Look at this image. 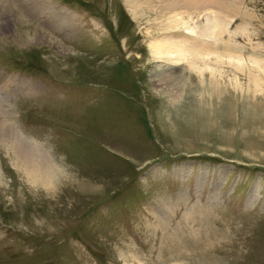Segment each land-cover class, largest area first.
Segmentation results:
<instances>
[{"label": "rangeland", "instance_id": "obj_1", "mask_svg": "<svg viewBox=\"0 0 264 264\" xmlns=\"http://www.w3.org/2000/svg\"><path fill=\"white\" fill-rule=\"evenodd\" d=\"M219 3L245 72L214 78L151 58L125 0H0V122L54 166L32 184L0 132V264H264V0Z\"/></svg>", "mask_w": 264, "mask_h": 264}, {"label": "bare ground", "instance_id": "obj_2", "mask_svg": "<svg viewBox=\"0 0 264 264\" xmlns=\"http://www.w3.org/2000/svg\"><path fill=\"white\" fill-rule=\"evenodd\" d=\"M125 3L127 4L126 7L129 9L128 11L130 15L135 19L136 22H138V24L141 22H143L141 24L147 23L145 27L146 30L143 34L145 38H147L146 41H148V38H150L148 48L151 53V58H155L156 60L167 59V61L170 63L168 66L169 71L176 69L177 66H180L182 62V65L186 64L190 71H196L199 73V75H202L204 71H207L210 73V76L215 78V76L220 74L219 64L222 63L223 59H226V62H228V60L229 62L230 60H234L236 62L239 73L241 72L242 74L245 72L241 70L244 69L245 66L240 55L235 54L234 56H239L236 59V57L232 56L233 54H229L233 48L230 49L229 47H224L223 49L226 53L224 54V58L221 57L222 49L220 51L218 48L217 36L221 28L225 26L227 20L224 17L218 16L216 12L211 9L212 7L209 8L212 5L214 8H219L222 5L219 3V0H125ZM142 3L145 4V7L141 6ZM37 4L41 3L36 2V5ZM208 4L210 6L204 9ZM188 7L196 10L198 13L196 16L197 19L200 12L205 10L209 11L207 14H203L204 23L201 24V26L197 24V21H195L193 24L188 21H184L183 15L188 12ZM146 13H151L155 16V18L148 20ZM27 14L32 15L33 18L38 17V11L34 6ZM53 14H55V12ZM57 18L58 17L55 19ZM164 18H166L165 21H160ZM50 19L54 20V16H52ZM47 40L49 41L48 38L45 41ZM210 61H213V64ZM214 63H216V66H214ZM257 66H259V64ZM262 68L264 67H261V69ZM234 69H236V67ZM161 74L164 76L163 81H161ZM258 75L247 76V87L245 85L243 87L239 86V91L242 93L240 95H244V92L250 93L254 96L255 94H258L257 91L261 90V88L259 89V79H257L259 78L257 77ZM154 77H158L157 82L159 83L165 81L164 83L169 85V83L172 82L170 73H162L160 71V73H155ZM234 82L236 83V80ZM209 84L212 88V91L218 89V94L221 93L219 86L220 83L217 82V79H212ZM237 85H235L236 88ZM172 87L176 89L174 84ZM173 95V100L178 101L181 98V96L173 93L171 87H167V89H165L162 94L164 97H172ZM171 104L173 105V103ZM259 109H263L264 111V105H261ZM0 132L3 133L5 138H10L11 142L14 143V146L18 151L17 153H19L18 155L20 157L21 164L25 165L24 170L29 182L32 184H37L38 186H42L48 191L52 190L51 186L53 183L52 174L54 173V166L48 160V156L46 151H44V147L40 144L33 143L29 145L26 143V138L18 134L15 131L13 125L7 121L0 122ZM253 193H250L251 197H253Z\"/></svg>", "mask_w": 264, "mask_h": 264}]
</instances>
